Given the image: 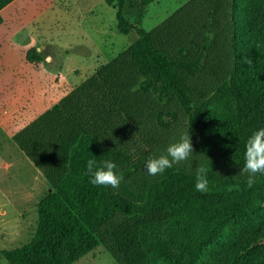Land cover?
Wrapping results in <instances>:
<instances>
[{
	"label": "trees",
	"instance_id": "obj_1",
	"mask_svg": "<svg viewBox=\"0 0 264 264\" xmlns=\"http://www.w3.org/2000/svg\"><path fill=\"white\" fill-rule=\"evenodd\" d=\"M14 1L0 0V11ZM106 1L117 7L118 30L123 34L137 30L140 37L104 68L101 92L117 101L125 93L131 100L140 101L139 96L129 95L132 84L139 81L144 94L150 91L164 100L176 98L187 122L156 142L145 159L158 149L164 150L189 128L194 154L161 175L152 176L143 168L129 167L119 188L94 186L85 175L87 161L101 162L106 152V139L95 129L97 119H83L72 129L71 119L58 108L42 115L20 131L15 141L45 176L55 178V190L37 206L39 222L32 240L4 251L9 263L59 264L70 239H74L80 253L90 252L99 246L105 226L116 218L122 219L124 227L137 228V260L146 256L157 264H207L206 254L215 245L231 239L236 242L250 230H256L254 235H264V175H258L251 188L246 184L247 177L239 175L245 163L246 141L254 131L264 128V63L256 69L237 71L219 90V94L230 92L234 103H230L225 114L211 112L207 104L194 103V92L186 83L198 65L175 58L169 46L156 41L155 32L129 22L128 0ZM138 1L148 6L155 0ZM229 3L230 0H198L194 6L200 17L181 20L185 25L180 37L192 33L202 46L206 29L212 25L220 29L214 42L217 54L225 57L236 53L239 57L240 28H223L224 21H230L235 12V4L230 8ZM34 51L29 52L28 59L40 61L38 55L32 54ZM160 126L167 128L162 121ZM68 131L73 140L70 146ZM204 158L215 164L205 167L209 186L207 192H200L195 187V170L188 168ZM239 229L241 233L234 236ZM247 250V257L261 261L262 246L254 245L249 254ZM234 255L231 262L236 264L240 259L234 260Z\"/></svg>",
	"mask_w": 264,
	"mask_h": 264
},
{
	"label": "rangeland",
	"instance_id": "obj_2",
	"mask_svg": "<svg viewBox=\"0 0 264 264\" xmlns=\"http://www.w3.org/2000/svg\"><path fill=\"white\" fill-rule=\"evenodd\" d=\"M197 1L155 0L144 6L138 0H128L126 18L138 28L155 32L156 41L169 46L175 58L196 63L198 66L186 80L194 92V103L207 104L211 112L225 114L234 101L228 91L219 94L222 86L237 71L256 69L264 63V0H230V8L235 4L232 8L235 12L230 21L229 18L224 21L223 28L232 25L233 29L240 28L239 57L236 53L225 57L217 54L214 42L220 29L212 25L206 29L207 38L202 40V46L192 33L180 37V29L185 25L181 20L200 17L194 6ZM3 11L0 14L3 18L0 118L8 117L7 113L19 106L23 108L20 119L5 123L4 134L0 130L3 148L0 151V264L7 260L4 251L32 240L39 222L37 206L56 185L55 178L45 176L16 143L20 130L57 108L71 119L72 129L83 119L96 118L95 129L106 139L103 160L116 163L124 178L129 167L145 169L146 155L154 144L187 122L176 98L164 100L150 91L144 94L139 81L132 84L129 95L139 96L140 101L131 100L127 93L120 101L103 95L102 71L140 37L137 30L129 34L118 30L115 5L106 0H15ZM209 30L213 31L209 33ZM182 47L185 49L181 50ZM31 50H35L32 54L38 55L40 61L28 59ZM246 59L252 61L251 65L244 62ZM161 121L167 128L160 126ZM67 137L70 146L71 132L68 131ZM196 163L204 167L215 164L209 158ZM37 169L41 172L38 175ZM32 184V195L22 198V191ZM155 217L163 219L160 215ZM122 222L116 218L107 224L99 246L87 253H80L74 239H70L59 264H157L146 256L137 260V228L124 227ZM255 231L241 234L236 242L231 239L215 245L206 254V263L233 264V254L234 260L240 259L236 264L264 263V235H254ZM240 233L241 229L234 236ZM254 245L262 246L261 261L255 262L251 255L247 257L246 250L249 254Z\"/></svg>",
	"mask_w": 264,
	"mask_h": 264
},
{
	"label": "clouds",
	"instance_id": "obj_3",
	"mask_svg": "<svg viewBox=\"0 0 264 264\" xmlns=\"http://www.w3.org/2000/svg\"><path fill=\"white\" fill-rule=\"evenodd\" d=\"M251 65L252 61H244ZM190 129V128H189ZM189 129L182 132L179 138H174L164 150H157L148 157L145 162V170L149 175L156 176L165 173L166 170L175 165H181L189 160L194 154L192 138ZM244 166L240 169L239 175L246 176V184L251 188L256 183L258 175H264V128H260L252 133L246 141ZM85 175L90 177V183L94 186H111L113 189L119 188L123 180V173L119 172L117 164L111 160L98 162L96 159H89L86 164ZM196 190L207 192L209 180L207 178V169L198 165L195 167ZM4 264H8L4 260Z\"/></svg>",
	"mask_w": 264,
	"mask_h": 264
},
{
	"label": "crops",
	"instance_id": "obj_4",
	"mask_svg": "<svg viewBox=\"0 0 264 264\" xmlns=\"http://www.w3.org/2000/svg\"><path fill=\"white\" fill-rule=\"evenodd\" d=\"M12 4V3H11ZM9 6V5H8ZM7 6V7H8ZM7 7H5V8H7ZM4 8V9H5ZM3 9V10H4ZM3 10H1L0 11V14L2 13V12H4ZM2 24V23H1ZM1 52V51H0ZM2 74H3V71L0 69V77L2 76ZM0 81H1V79H0ZM15 104H19V102H15ZM1 107H4V106H2L1 105ZM23 107L22 106H19L16 110H12V111H10V112H8L7 113V115L6 116H8V117H6V118H4V115H1V118H0V130H1V132L4 134L5 133V127H4V125H5V123L7 124V123H11L12 121H15V120H18L17 118H21V116H22V114H21V109H22ZM3 114V113H2ZM24 114V113H23ZM25 128V127H24ZM16 131H18V130H16ZM21 131V130H20ZM1 142H2V140H1ZM3 148L2 147H0V151L2 150ZM38 170V169H37ZM36 173H37V175L38 174H40L41 172L38 170V171H36ZM33 183V182H32ZM28 185V184H27ZM33 187V184L31 185V186H29L27 189H25V192H23L22 191V198H29L31 195H32V191H30L31 190V188ZM27 191V192H26ZM3 196L5 197V195L3 194Z\"/></svg>",
	"mask_w": 264,
	"mask_h": 264
}]
</instances>
